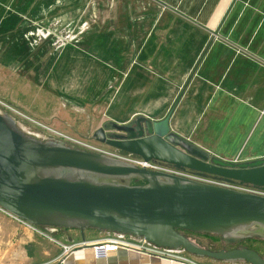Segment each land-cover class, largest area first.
<instances>
[{"label":"crops","instance_id":"obj_1","mask_svg":"<svg viewBox=\"0 0 264 264\" xmlns=\"http://www.w3.org/2000/svg\"><path fill=\"white\" fill-rule=\"evenodd\" d=\"M1 84L13 105L59 104L94 130L173 108L179 138L224 162L261 160L264 0H0ZM1 213L19 228L10 264H174L127 249L95 258L110 233L44 236Z\"/></svg>","mask_w":264,"mask_h":264},{"label":"water","instance_id":"obj_2","mask_svg":"<svg viewBox=\"0 0 264 264\" xmlns=\"http://www.w3.org/2000/svg\"><path fill=\"white\" fill-rule=\"evenodd\" d=\"M138 117L106 122L100 144L178 170L264 191V158L221 161ZM0 209L36 227L130 235L160 248L227 263L264 264L244 247L210 251L184 232L219 237L224 245L264 240V197L138 168L58 140L0 108ZM83 242V237H82Z\"/></svg>","mask_w":264,"mask_h":264},{"label":"rangeland","instance_id":"obj_3","mask_svg":"<svg viewBox=\"0 0 264 264\" xmlns=\"http://www.w3.org/2000/svg\"><path fill=\"white\" fill-rule=\"evenodd\" d=\"M6 85H0V108L7 111L8 113L14 115L15 117L19 118L20 120L24 121L25 123L29 124L30 126L58 139L61 140L69 145L82 149L84 151L89 152L84 148L83 145L95 147L100 151L106 153L114 158H123L127 156V154L122 153L114 148L106 146L104 144H100L93 138V133L97 130L96 125H93L89 119L87 118L86 114L81 112H75L74 110L70 109H62L59 104L56 106H51L50 108H39L33 106L32 108L28 107L26 101L25 94L20 96L18 94L14 98V103L17 105H13L12 99L7 98L5 99L6 93ZM23 98V99H22ZM22 99V101H21ZM12 103H11V102ZM18 101V102H17ZM22 102V103H21ZM27 104L21 106L22 104ZM101 127V126H100ZM99 127V128H100ZM69 138L74 140L80 144H76L73 142H69L66 140ZM14 224L11 219L6 217L0 211V264H10V263H18L19 259L13 257L11 258L10 254H8V249L14 241L18 240L19 237V228ZM41 231L47 232L49 228L45 229L43 227H39ZM55 232H68V230L73 229H53ZM107 233V232H104ZM183 235L187 237L189 240L194 242L201 248L218 252V251H229L231 249L236 248H247L254 250L257 252L262 258H264V240L263 239H251L239 244L234 245H224L223 242L219 237L206 235V234H199V233H190L184 232ZM184 256L190 257L192 260L197 262L198 264H247L244 262L239 263H227L216 261L207 258H196L194 256L188 255L183 252Z\"/></svg>","mask_w":264,"mask_h":264},{"label":"built area","instance_id":"obj_4","mask_svg":"<svg viewBox=\"0 0 264 264\" xmlns=\"http://www.w3.org/2000/svg\"><path fill=\"white\" fill-rule=\"evenodd\" d=\"M69 142H73L76 144H80L74 140H71L69 138H66ZM86 150H88L91 153L95 154H101V155H106V153L100 151L99 149L87 145H83ZM109 156V155H106ZM111 157V156H109ZM114 158V157H113ZM116 159V158H115ZM118 160L127 162L129 164H132L138 168H144L149 171H156V172H162L165 174H170L173 176L185 178L188 180L212 185V186H217L221 188H226V189H231V190H236L248 194H253L257 196L264 197V191L260 189H255L252 188L251 186H245V185H240L238 183H230L227 181H224L222 179H217L212 176H202L198 175L192 171L188 170H178L174 168L173 166L164 164V163H159V162H144L142 159L138 157H134L131 155H127L123 158H117ZM1 210V209H0ZM3 211V210H1ZM5 212V211H3ZM8 214L7 212H5ZM12 218L16 219L17 221L21 222L23 225L27 226L29 229L32 231L44 235V233L39 229V227L30 225L10 214H8ZM51 229V228H49ZM110 237L106 238L92 246L93 254L95 258H103L106 256L108 253H113L117 252L122 249H127V250H132L135 252H138L140 254H145L149 256H156L160 257L162 259L167 260L170 263L174 264H198L194 260H192L190 257H186L183 254V251H176V250H171V249H166V248H160L157 247L153 244L148 243L145 241L143 238L141 239H136L134 236L130 235H122V234H116V233H110ZM45 236V235H44ZM73 246H65L63 247V254L70 252L72 250Z\"/></svg>","mask_w":264,"mask_h":264}]
</instances>
